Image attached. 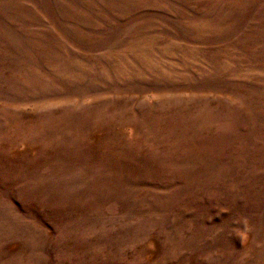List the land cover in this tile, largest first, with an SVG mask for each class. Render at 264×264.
<instances>
[{"label": "rangeland", "instance_id": "374dc122", "mask_svg": "<svg viewBox=\"0 0 264 264\" xmlns=\"http://www.w3.org/2000/svg\"><path fill=\"white\" fill-rule=\"evenodd\" d=\"M0 264H264V0H0Z\"/></svg>", "mask_w": 264, "mask_h": 264}]
</instances>
